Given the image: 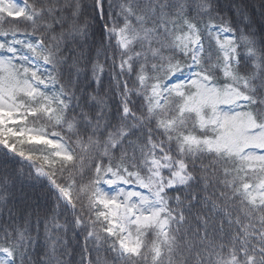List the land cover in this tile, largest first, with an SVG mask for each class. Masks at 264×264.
Here are the masks:
<instances>
[{"label": "snow or ice", "instance_id": "obj_1", "mask_svg": "<svg viewBox=\"0 0 264 264\" xmlns=\"http://www.w3.org/2000/svg\"><path fill=\"white\" fill-rule=\"evenodd\" d=\"M0 264H264V0H0Z\"/></svg>", "mask_w": 264, "mask_h": 264}]
</instances>
